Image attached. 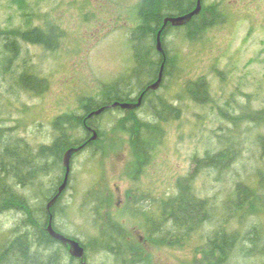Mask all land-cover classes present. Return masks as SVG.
I'll return each instance as SVG.
<instances>
[{"label":"rangeland","instance_id":"374dc122","mask_svg":"<svg viewBox=\"0 0 264 264\" xmlns=\"http://www.w3.org/2000/svg\"><path fill=\"white\" fill-rule=\"evenodd\" d=\"M25 2L22 9L16 0H0V29L56 27L61 36L54 49L21 41L20 54L9 63L8 72L4 62L0 63V129L12 139L22 138L40 146L56 138V117L82 113V97L99 94L103 82H112L129 68L133 56L129 32L138 23L139 0ZM204 3H219L225 20L196 41L184 39V29L171 28L168 49L177 56L178 67L153 95L154 99L163 96L179 107V118L162 123L161 143L156 145L150 163L137 174L132 137L117 122L122 109L113 108L95 117L102 131L101 140L95 152L88 148L73 157L71 185L55 218L63 234L84 242H91L98 234L90 207L85 206L88 191L98 187L109 196L106 212L124 228L129 242L143 251L146 264H205L203 247L214 224H205L176 246L159 244L147 237L149 219L143 216L147 202L137 203V199L142 195L157 199L176 193L177 180L192 170L195 156L215 152L228 142L236 144L241 153L221 174L199 170L195 180L198 193L223 203L233 195L239 181L258 186L259 173H264V122L246 120L244 113L264 109V0ZM23 71L47 78L49 88L43 93L23 89L18 82ZM198 78L208 83L207 104L186 94V85ZM137 114L154 119L145 109H138ZM62 176L63 169H59L43 177V192L57 186ZM15 189L37 208L47 205L39 187V196L31 183ZM2 205L0 200V243L19 229L25 216L20 209L6 210ZM231 226L242 231L258 226L264 246V205L251 210L243 223ZM64 257L63 264H81L71 260L69 251ZM87 261L122 264L114 255L94 250ZM228 263L264 264V254L246 255L237 247Z\"/></svg>","mask_w":264,"mask_h":264},{"label":"trees","instance_id":"16d2710c","mask_svg":"<svg viewBox=\"0 0 264 264\" xmlns=\"http://www.w3.org/2000/svg\"><path fill=\"white\" fill-rule=\"evenodd\" d=\"M204 1L199 15L194 16L186 25L175 27L184 29V39L196 41L208 29L225 20V12L220 9L219 3L206 5ZM16 2L24 9L25 0H16ZM196 3L197 0H139L138 23L129 32L133 55L131 65L112 82H103L99 94L82 97L80 99L82 113L72 112L56 117L53 127L57 136L50 146L31 144L30 147L25 148L23 139H12L0 129L2 207L6 210L20 209L25 214L19 229L13 230L14 233L8 234L7 241L0 243V264H63L64 255L69 250L61 242L53 239L47 231L49 219L47 205L37 208L33 201L20 195L15 187L31 183L37 190L36 195H40L37 189L39 187L42 195L44 194L43 197L47 203L49 202L57 193L58 186L64 178L65 169L62 161L65 151L89 139V136L87 137L89 131L84 122L88 120L87 114L115 101H133L141 92H145L143 104L139 109L150 112L154 119L149 120L139 116L138 109L121 110L117 122L132 137L134 172L139 174L150 163L156 145L161 143L162 123L179 118L181 112L179 107L174 106L165 97L158 95L154 99L155 91L146 90L158 78L163 63V83L173 73L175 67H178V58L172 56L167 41L173 26L169 24L163 31L164 53L157 50V33L167 16L187 13L196 7ZM56 30V27L44 29L36 26L25 29L21 27L0 29V63L4 62L5 71L8 72L9 63L19 56L21 41L54 49L57 46L56 39L61 36ZM18 82L23 89L38 93H43L49 88L48 79L34 72L23 71ZM190 82L186 85V94L189 98L200 104L209 103V87L206 80L198 78ZM111 111L113 110H105L100 115ZM244 114L246 120L264 122V117L259 118L264 115V109L257 112L245 111ZM233 122L237 124L235 120ZM88 124L99 132L98 140L89 143V148L94 149L95 152L102 131L94 120H89ZM240 153L241 150L236 144L228 142L215 152H207L203 157L195 156L192 170L177 180L176 193L157 199L152 196H140L137 203L147 202L144 205L143 216L149 219L148 239L159 244L176 246L190 239L202 226L210 223L214 224L215 228L203 247L202 262L205 264H229L230 257L237 247L246 255L253 252L264 254L261 228L251 226L242 231L231 226L234 222L243 223V219L250 216L251 210L258 205H264V191L258 189L260 187L264 189V173H259L256 187L246 182H237L233 195L223 203L202 197L195 186L199 170L211 169L221 174L231 167ZM59 169H63V176L57 180L58 185L43 192L45 188L40 186L43 184L41 179L53 170ZM70 185L69 182L67 189ZM65 191L52 208L54 227L61 233L63 232L55 224V218ZM108 203L109 196L105 191L98 187L90 189L84 205L90 207L89 212L94 218L98 234L93 236L91 242L90 240L84 242L77 236L71 235L85 247L86 263L89 264L87 260L91 250L97 253H110L122 264L148 263L143 251L129 242L124 228L106 212ZM71 260H77L82 264L79 259L72 256Z\"/></svg>","mask_w":264,"mask_h":264},{"label":"water","instance_id":"95a60500","mask_svg":"<svg viewBox=\"0 0 264 264\" xmlns=\"http://www.w3.org/2000/svg\"><path fill=\"white\" fill-rule=\"evenodd\" d=\"M203 9V0H197L196 7L184 14L181 15H174V16H167L164 19V23L162 28L157 33L156 38V46L157 50L161 53H164V46H163V31L164 29L170 24L173 27L184 26L189 23L194 16L199 15ZM164 80V63L161 66L158 78L155 82L151 83L146 90L157 91ZM145 92H143L137 99V101H115L111 106L112 107H119L122 110H135L140 108L143 104ZM107 106H103L101 108L95 109L87 115V119L95 115H100L104 112ZM87 130L91 134L89 142H94L99 138V132L96 128L89 125L87 120L85 122ZM86 144L76 145L67 149L63 156V165L65 167V174L62 183L57 189V193L49 200L47 203V210L49 212V219L47 224V231L50 236L61 242L64 246L68 247L69 253L72 257L79 259L82 264H87L85 259V247L81 244V242L73 237L67 236L60 231H58L54 227V216L52 213L53 206L57 203L58 199L61 197L63 192L67 189L69 185L70 175L72 172V161L75 154L81 152L85 148Z\"/></svg>","mask_w":264,"mask_h":264},{"label":"flooded vegetation","instance_id":"af4514ba","mask_svg":"<svg viewBox=\"0 0 264 264\" xmlns=\"http://www.w3.org/2000/svg\"><path fill=\"white\" fill-rule=\"evenodd\" d=\"M143 92H141L140 94H139V96L142 94ZM139 96H137V98L135 99V100H133V101H137V99H138V97ZM113 103H110V104H108V105H106L107 106V108L105 109V110H112L113 108H115V107H112L111 105H112ZM137 109H139V108H137ZM104 110V111H105ZM136 110V109H135ZM88 115V114H87ZM86 115V116H87ZM98 115H95V116H93V117H91L90 119H88L87 120V122L89 121V120H93L95 117H97ZM84 122H86V120L84 121ZM89 136V139H90V137H91V134L89 133V135H87V137ZM22 139V138H21ZM89 139H87L84 143H82V144H86L85 145V148L82 150V151H84V150H86V149H88L90 146H89ZM52 144V143H51ZM51 144H45L46 146H50ZM30 145H31V143L30 142H28V141H26L25 139H23V146L25 147V148H27V147H30ZM81 145V144H80ZM62 164H63V161H62ZM64 166V165H63ZM73 167V166H72ZM64 169H65V167H64ZM71 174H72V172H71ZM71 176V175H70ZM70 180H71V177H70ZM70 180H69V182H70ZM62 182V181H61ZM22 186V185H21ZM59 187V186H58Z\"/></svg>","mask_w":264,"mask_h":264},{"label":"bare ground","instance_id":"6f19581e","mask_svg":"<svg viewBox=\"0 0 264 264\" xmlns=\"http://www.w3.org/2000/svg\"><path fill=\"white\" fill-rule=\"evenodd\" d=\"M47 204V203H46Z\"/></svg>","mask_w":264,"mask_h":264}]
</instances>
